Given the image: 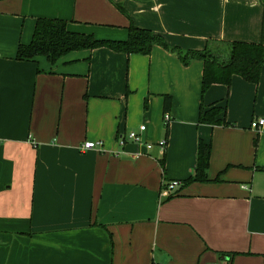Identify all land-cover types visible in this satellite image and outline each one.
Wrapping results in <instances>:
<instances>
[{"label": "crops", "instance_id": "0c3cea01", "mask_svg": "<svg viewBox=\"0 0 264 264\" xmlns=\"http://www.w3.org/2000/svg\"><path fill=\"white\" fill-rule=\"evenodd\" d=\"M263 13L264 0H0V264H264V129L249 126L264 119V65L256 84L233 75L201 94L202 61L160 45L15 58L40 17L99 39L133 23L202 50L258 42ZM201 104L229 124L199 123ZM140 125L141 143H118ZM200 140L207 180L183 184Z\"/></svg>", "mask_w": 264, "mask_h": 264}, {"label": "trees", "instance_id": "16d2710c", "mask_svg": "<svg viewBox=\"0 0 264 264\" xmlns=\"http://www.w3.org/2000/svg\"><path fill=\"white\" fill-rule=\"evenodd\" d=\"M124 12L121 6H117ZM153 45L176 52L181 63L188 65L191 60L202 61L201 94L212 84L229 86L233 75L240 76L250 83H258L262 66L264 65V13L261 25V37L258 42L230 41L202 50L181 49L171 47L166 40L151 29L138 27L131 23L127 27L125 39H99L93 34L73 32L67 29V22L58 18L40 17L35 21L31 40L27 44H19L15 58L19 60H33L37 56H44L51 64L63 55L77 50L106 47L127 55L150 53ZM171 98L163 96V112L169 110ZM221 112L219 106L211 105L205 108L199 106L198 122L206 124L228 125L217 115ZM211 146L202 140L198 142L194 175L184 180L183 184L192 181H206V170L209 163ZM163 166V162L161 161ZM216 177L214 180H217Z\"/></svg>", "mask_w": 264, "mask_h": 264}, {"label": "built area", "instance_id": "2783aa9c", "mask_svg": "<svg viewBox=\"0 0 264 264\" xmlns=\"http://www.w3.org/2000/svg\"><path fill=\"white\" fill-rule=\"evenodd\" d=\"M162 119L164 124L168 123L170 121V115L168 112H164L162 115ZM250 128L256 132H259L261 129H264V119L260 118V119H252L250 121L249 124ZM145 129V125H140L138 128V131L135 130H130L129 132H127V134L124 135H120L118 136V143L123 144L125 142V138L134 141L136 143H141L142 142V136L140 134L141 131H143ZM158 145L160 146L161 149L165 148L166 145V139H162L158 142ZM102 146V141L100 140H96V141H92V140H86L83 142V144L81 145V149L82 150H89V149H96V148H101ZM146 146L148 148L151 147V144L148 143L146 144ZM181 186V182L179 180H170L165 184V189L166 191H172L175 190L177 188H179ZM244 187H246L245 185H243ZM222 264H228L226 261H223Z\"/></svg>", "mask_w": 264, "mask_h": 264}]
</instances>
